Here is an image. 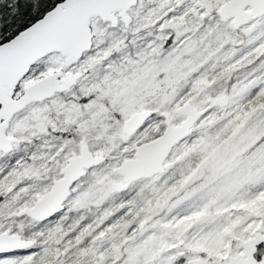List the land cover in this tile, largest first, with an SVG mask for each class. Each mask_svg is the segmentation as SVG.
Wrapping results in <instances>:
<instances>
[{"label":"snow or ice","instance_id":"obj_1","mask_svg":"<svg viewBox=\"0 0 264 264\" xmlns=\"http://www.w3.org/2000/svg\"><path fill=\"white\" fill-rule=\"evenodd\" d=\"M0 264H264V0H0Z\"/></svg>","mask_w":264,"mask_h":264}]
</instances>
